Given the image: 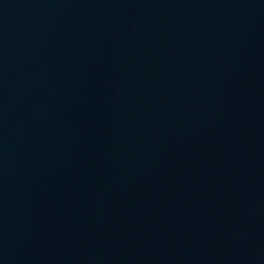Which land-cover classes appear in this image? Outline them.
<instances>
[{"label":"water","instance_id":"obj_1","mask_svg":"<svg viewBox=\"0 0 264 264\" xmlns=\"http://www.w3.org/2000/svg\"><path fill=\"white\" fill-rule=\"evenodd\" d=\"M0 264H264V0H0Z\"/></svg>","mask_w":264,"mask_h":264}]
</instances>
